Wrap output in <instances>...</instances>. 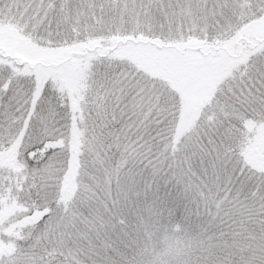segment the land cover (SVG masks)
Instances as JSON below:
<instances>
[{
    "label": "snow or ice",
    "instance_id": "6c2138e0",
    "mask_svg": "<svg viewBox=\"0 0 264 264\" xmlns=\"http://www.w3.org/2000/svg\"><path fill=\"white\" fill-rule=\"evenodd\" d=\"M0 264H264V0H0Z\"/></svg>",
    "mask_w": 264,
    "mask_h": 264
}]
</instances>
